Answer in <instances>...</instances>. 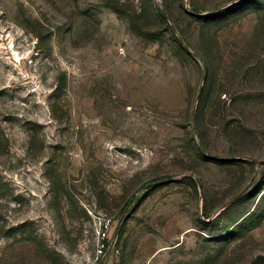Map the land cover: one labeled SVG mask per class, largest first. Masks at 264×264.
<instances>
[{"label": "rangeland", "instance_id": "374dc122", "mask_svg": "<svg viewBox=\"0 0 264 264\" xmlns=\"http://www.w3.org/2000/svg\"><path fill=\"white\" fill-rule=\"evenodd\" d=\"M104 220L119 264H264V0H0V264Z\"/></svg>", "mask_w": 264, "mask_h": 264}, {"label": "built area", "instance_id": "2783aa9c", "mask_svg": "<svg viewBox=\"0 0 264 264\" xmlns=\"http://www.w3.org/2000/svg\"><path fill=\"white\" fill-rule=\"evenodd\" d=\"M110 223L111 220H104L97 230V250L91 264H119L118 261H113L119 256V251L116 250L115 238L109 235Z\"/></svg>", "mask_w": 264, "mask_h": 264}, {"label": "water", "instance_id": "95a60500", "mask_svg": "<svg viewBox=\"0 0 264 264\" xmlns=\"http://www.w3.org/2000/svg\"><path fill=\"white\" fill-rule=\"evenodd\" d=\"M197 15V14H196ZM195 124V123H194ZM242 195V193L241 194H239V195H237L234 199H232L229 203H228V206H230V205H232L240 196ZM117 231H118V228L116 229V232H115V235H114V238L116 237V235H117Z\"/></svg>", "mask_w": 264, "mask_h": 264}]
</instances>
